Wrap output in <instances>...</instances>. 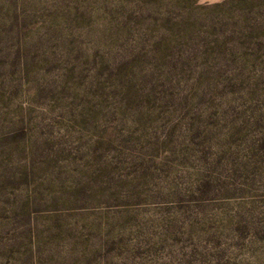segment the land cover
Segmentation results:
<instances>
[{
	"label": "rangeland",
	"instance_id": "374dc122",
	"mask_svg": "<svg viewBox=\"0 0 264 264\" xmlns=\"http://www.w3.org/2000/svg\"><path fill=\"white\" fill-rule=\"evenodd\" d=\"M0 264H264V0H0Z\"/></svg>",
	"mask_w": 264,
	"mask_h": 264
}]
</instances>
